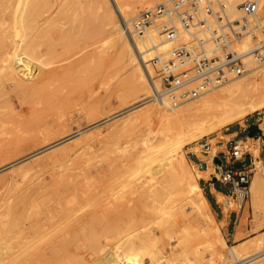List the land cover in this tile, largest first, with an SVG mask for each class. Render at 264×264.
Masks as SVG:
<instances>
[{
  "label": "rangeland",
  "instance_id": "374dc122",
  "mask_svg": "<svg viewBox=\"0 0 264 264\" xmlns=\"http://www.w3.org/2000/svg\"><path fill=\"white\" fill-rule=\"evenodd\" d=\"M19 1L0 0V25H2V28L0 27V45L5 42L6 32L13 33L12 35L16 38L15 43H18L21 39H24V41L35 39L37 48L35 52L40 49L37 52L39 57H36L37 53L34 52L33 54L40 62L42 60V64H39L41 66L39 71L36 70V67H31L25 77L19 75L21 82L18 81L19 77L17 76V79L14 73V71L16 73L19 72V70L16 71L17 68L15 69L14 66L9 68L6 63L0 64V70H2L0 71V76L2 81H4L3 85L7 89V92L0 96V116L2 117L0 120V150L5 148V151L1 153L0 163L2 160L4 161H2L1 165L9 163L6 164L7 167L3 164L1 168L0 165V178L5 180L10 174L15 172L20 174L19 172L21 171L19 183L17 186L13 184L12 189L7 190L3 184L1 185L2 182L0 183V195L7 193L10 196H15L18 192L26 191V189H38L45 192L48 198L53 197L56 203L68 204L70 202L69 205L73 204L70 206L77 209L76 217H79V213H81V217L84 212L86 214H83L82 217L84 215L87 216L89 214L87 209L90 210V213L93 210L94 213L100 212V210L101 212L97 214L98 218L96 217L97 215L95 216V219H98L97 221H94L93 218L89 219L95 222V224H91L94 227L88 226L91 223L88 224L89 220L85 223L88 224L87 226L84 224L86 228L88 227L87 229L91 230L92 228L91 234L88 232V235H85V228L84 231L80 232V235H74L73 239H71L70 250L68 249L69 252L68 250L65 252L63 248L64 252L58 249V252L55 250L52 254L49 251L45 252L46 254L42 252V254L39 250L36 252L37 248H35L34 244H29L26 240L23 242L22 238L21 241L20 238H14V240H10V243L15 245L11 251L0 246V264H30V262L31 264H97L100 257L106 255L107 252L108 255L115 254V256H119V253L122 252L120 251L121 249L116 251L119 249L118 245H115L116 241L111 237H107V234L105 235L109 231L111 233L113 222L109 221L107 223V220L111 219V214L107 218L108 214H105L103 210L106 208L105 212L110 213L111 210L109 208L113 209V207L109 206L112 203L118 204L115 197L111 199L112 193L119 188H121V191L126 190V192H123L124 205L126 204L125 207L130 211L133 205L136 204L135 200L136 198L138 200L143 188L150 184L153 187L157 184L159 185L158 179L161 175H157L158 179H152L151 171L149 173L147 168L138 164L135 159L145 153L141 150L146 147L150 138L151 142H155L158 139L153 134L156 122L149 116L147 107L142 103L143 101H137L134 88L129 83L124 59L120 51V40L117 39L114 33L109 31L102 32L101 30L102 18L109 11L107 5L100 10L99 15L94 9L87 10L88 14L87 11L83 12L80 8L78 9L81 4L84 7L87 5V0H80V2L74 1L73 5L71 4L70 16L65 15L64 17L63 14H59L62 19L57 16L58 13L56 11L53 21H51L52 19L46 21L43 16L40 18L30 16L26 22L27 27L29 26L30 28H27L29 30H26L27 34L25 35L17 34L13 30L15 27L11 16L12 9ZM57 5L56 3L53 9L57 8ZM114 8L119 13L115 3ZM140 9L133 15L135 16L142 10ZM4 14L6 15L5 18ZM71 15H74L73 18L77 19H73ZM100 16H102L101 19ZM6 17H11L10 22L7 21ZM121 17L123 16L120 14V19L125 24V20ZM35 19L38 21L36 22ZM65 20H68L69 23L65 22ZM30 21H33V23L29 24ZM62 22H65L66 25L62 24ZM49 23H52V25ZM42 25H45V27ZM46 26H49L50 30L46 29ZM31 28L34 32L30 30ZM44 28L46 31H44ZM37 33L42 34V36L39 38ZM31 60L32 62L34 61L33 59ZM7 72L8 76L12 75V78L7 77L9 80L4 78L7 76ZM3 75L4 77H2ZM22 78L24 79L22 80ZM2 81L0 82L1 84ZM152 101L155 102V100H151L148 101L150 102L148 104H151ZM263 113L264 109L259 110L237 122L255 121ZM2 122L4 123L3 125ZM226 128H222L212 136H219L221 140H228L230 137L225 136L223 133ZM69 132H72L70 133L71 135H68ZM247 132H242V135ZM144 140L146 141L144 142ZM207 140H210V137L202 138L198 141V145L202 153L210 155V151L218 139H215V141L210 140L205 147H202L200 141L206 142ZM246 141L247 138L241 143L237 142L244 153L253 152V147L260 144L259 142L256 144L254 139L251 142ZM5 143L8 144L7 147ZM194 146L195 143L186 146L185 153L187 157L188 148H194ZM221 149V147L217 146L216 152L226 164L225 151L228 152L229 149L226 147H224L225 151ZM162 157L161 152L152 156L149 162L150 166L160 162ZM204 158L207 162L210 161L207 157L204 156ZM18 161L21 165L17 164ZM188 162L193 171H195V167L189 157ZM245 162H248V160ZM10 164L15 166L13 165L12 167ZM28 164L32 166L30 167ZM213 164L215 167L216 162L214 159ZM242 164V162H234L231 166L235 167ZM260 164H262V167ZM26 165L30 169L25 167ZM18 166L21 168H18ZM263 166V160L261 163L255 164L248 184L236 187L232 184L226 185L227 188L231 189L230 197L233 201L230 209H225V204L222 202L227 213L233 211V221L229 229L226 225V217L224 220H219L223 218L221 216L218 217L212 204V213L215 216L214 221L209 216L202 217L198 215L188 202L182 201V205L184 204L182 211L184 209L183 212L187 215L185 216L184 213L181 214L179 212V216L175 215V217L177 216L176 218L186 225L184 232L187 236L184 234L185 237L178 241H172L173 239L170 242L165 241L164 249L157 251L153 259H151V253L144 251L142 253L144 256L142 258L144 260L143 263L264 264V241L262 244L263 248L261 247L262 250L257 251L259 243L257 240L264 237V192H262L264 187H261L262 193L260 188L257 192H254L252 187L254 175L256 173H264ZM27 169L29 170L27 171ZM219 171L216 165L213 170V176L211 175L210 179L214 180L216 174L220 176ZM197 179L201 185V178L197 177ZM132 183L137 186V192L133 191L132 187L134 185ZM1 186L8 192L4 191ZM17 188H19V191ZM202 191L206 195L204 188ZM10 192L13 194H10ZM95 206L98 207L96 208ZM99 206H103L104 209ZM107 207L109 208L107 209ZM80 208L81 210L85 208V210H82L84 212ZM95 209L97 210L95 211ZM169 211L174 213L175 207L170 208ZM170 212L165 213L163 216L169 218L171 216ZM161 213L163 214V211H160L159 214ZM130 216L128 215L127 218H130ZM123 217L127 219L124 215ZM135 217H142L139 210H137ZM166 217L155 219V223L152 221L154 219L149 220V227L153 234L160 237L163 236L160 229L162 228V222L164 223L168 219ZM99 219H101L102 223ZM162 219L166 220L163 221ZM158 222V227L160 228L157 227ZM212 226H216L215 231ZM199 229H201L202 234L198 235L197 231ZM72 240L74 241L72 242ZM233 246L239 248L250 247L246 249L245 255L239 261L232 256L231 248ZM2 249L4 250L3 252ZM49 254L51 255L47 256ZM124 258L127 259V257ZM202 259L204 261L207 260V262L202 261ZM133 260H130L129 264H134L132 263L135 262Z\"/></svg>",
  "mask_w": 264,
  "mask_h": 264
},
{
  "label": "bare ground",
  "instance_id": "6f19581e",
  "mask_svg": "<svg viewBox=\"0 0 264 264\" xmlns=\"http://www.w3.org/2000/svg\"><path fill=\"white\" fill-rule=\"evenodd\" d=\"M74 1L80 2V0H20L19 2H17L16 6L13 7L14 9H12L13 12L11 16H12V20H13L14 27H15V29L13 30L17 34L19 33V34L26 35L27 34L26 30H29L27 28H30L29 26L27 27L26 22L30 16H34V18L35 16L37 18H40L41 16H43L44 20L46 21L50 19H52L51 21H53L55 11L56 13H58L57 16H59V14H63L64 17L65 15L70 16L71 14L70 6L73 5L72 3ZM163 1H167V0H163ZM231 1L233 5L232 11L237 14L238 11L236 10L235 5H237L239 2H242L244 0H231ZM258 1L260 4V8L254 19L255 24L257 25L255 31L253 32L254 34L252 33L250 35L245 36L241 40L238 46L244 47V48H250V47L261 44L263 46L262 49L264 51V0H258ZM86 2H87V5L85 7L82 6L81 4L78 6V9L80 8L83 12L94 9L95 11H97L96 13H98L99 15L100 10L104 6L107 5L109 7L108 8L109 11H107L105 16L103 18L102 16H100V19L102 18V21H101L102 29L101 30L102 32L109 31V32L114 33L117 39L120 40L121 42L120 51L124 59V66L127 72L129 83L132 84L134 88L137 101L138 102L143 101L142 103L147 107L149 116H151V118L156 122V128L153 134L156 137H158V139L156 138L157 140L155 139L156 140L155 142L154 141L151 142V138H150V140H148L146 147H144V149L141 150L142 152H145V153H142L140 156H137L135 159L138 164L146 167L149 173L151 171L152 179L154 178L158 179L159 177H157V175L158 176L161 175V177L158 179L159 185L157 184V180H156L155 182L157 185L155 187H153L149 183L151 185L150 186L148 184L150 187L146 186V188H143L141 190V194L138 200L136 198L137 202L135 200L136 204L133 205L130 211L129 209L125 207L126 204L124 205L123 192L124 191L126 192V190L121 191V188H119L120 191L119 189H116L115 192L112 193L111 199L115 197L116 202H118V204L115 202L117 204L115 205L114 203L111 202L112 205H110L109 207L112 206L113 209H110L109 207H107V209L109 208V210H111L110 213L105 212L106 208L104 209L103 206H99L104 209L103 211L105 214H108L107 218H109L108 216L109 214H111L110 216L111 219L109 218L110 220L108 219L107 223H109V221H111V223L113 222V225L110 223L112 226L109 225L112 228L111 233H109L110 232L109 231L108 233H105V235L107 234L108 235L107 237H111L112 239H114L116 241L115 245L117 244L118 245L117 247L119 248L116 251H119L121 249L120 251L122 252L119 253V256H115V254L108 255V252H107L106 255L104 256L102 255L103 257H100L98 262L97 261L96 262L97 264H129L130 260L132 261L134 259L133 261L135 262H132V263L144 264L143 263L144 260L142 259L144 257L142 254L144 251H148L149 253H151L152 255L151 259H153L157 251L164 249V244L166 245L165 241L170 242L172 239H173L172 241H178L179 239H182L185 237L184 228L186 225L183 224L184 222L183 223L180 222L179 219L176 218L177 216L175 217V215H178L179 212L181 214L184 213L183 212L184 209L182 211V208H184L183 207L184 204L182 205V201L183 202L186 201V203L188 202L191 208L194 209L198 215L202 217L209 216L211 217V219H213V221L215 220V216L212 213L211 202L208 199V197L203 193L202 191L203 189L197 177L210 178L211 175L213 174V170L218 164L216 161L217 157L212 156V155H216V146H214L213 149H211L212 155L207 157L208 159H210L209 161L210 168L208 171H205V172H202L198 168V166L192 162V165L195 167V171H193L192 167L189 165L188 157L185 153V148L187 145L198 142L202 138L212 137V135L215 132L221 130L222 128H225L239 120H242L243 118H245L246 116L250 114H253L259 110L264 109V60H259L257 57L250 54V56L248 57L249 71L247 73L239 77H235V78L228 80L222 85L217 86L207 91L206 93H204L198 98L183 101L180 103H172L168 100H165L164 102L160 100H155V102L152 101L151 104H148L150 103L148 101L154 100V99L149 98V96L152 93V84H153L151 74H154V63L152 59L154 55L156 54V51H160V52L165 51L166 49L170 47V45L167 42L163 41L162 37L160 36V33H159L160 29L158 26L152 27L151 30H149V32L145 35H142V36L133 35L132 36L127 30L126 25L128 24L131 25L130 21L134 17L133 14L136 13L140 8L142 9L146 6L155 5L159 2H162V0H113V1L112 0H87ZM56 3L58 4L57 8L53 9ZM114 3L117 4L119 13H118V10L114 8ZM74 11L77 12L78 10H74ZM87 13L89 14L88 11ZM120 14L121 16H123L121 18L125 20V24L120 19ZM5 16L6 15L4 14V18ZM71 16L73 18L74 15H71ZM60 17L61 16H59V18ZM10 18L11 17L7 18L8 19L7 21H9ZM73 19H77V18L74 17ZM68 20L67 21L65 20V22H68ZM31 22L33 23V21H30L29 24H31ZM65 22L64 23L62 22V24H65ZM50 25H52V23ZM1 26L2 25H0V27ZM42 26L45 27V25H42ZM46 27H47L46 29L50 30L48 28L49 26H46ZM4 28L3 30H5ZM46 29L44 28V31H46ZM30 30L33 31L32 28ZM10 31H11V28H10ZM12 34L13 33L6 32L5 42L3 45L2 44L0 45L2 46L0 48L1 49L0 50V64L6 63L9 66V68H11L12 66H14L15 69L17 68L16 71L19 70V72H17L18 75L15 71L14 73L16 77L17 76L19 77L18 81L21 82L20 81L21 77H25L26 76L25 74L28 73L31 67H36L37 71L40 70L41 66H39V64L40 65L42 64L41 63L42 60L40 62V60L36 59V57L39 55L37 52L40 51V49L38 51L36 50L35 52V49H37L35 45L36 44L35 39L34 40L32 39L33 41L31 39L25 40V41L24 39H21L18 43H15L16 38H14V35ZM37 36H39L40 38L42 34L40 35L39 33H37ZM34 38H35V35H34ZM33 42H34V45H33ZM34 52L37 53L36 57H35V54H33ZM31 59L34 60L33 61L34 64ZM9 68L7 69L9 70ZM8 72H7V76L4 77L3 75L2 77H4L5 79L7 77L10 78L12 75L8 76ZM23 79L24 78H22V80ZM0 80L2 81L1 76H0ZM3 82L4 81H2V84L0 83V96H3L7 92L6 91L7 89L3 85ZM1 118L2 117L0 116V120ZM3 124L4 123L2 122V125ZM70 133L72 132H69L68 135H71ZM253 137L255 136L247 137L246 142H251L253 140ZM145 141L146 140H144V142ZM212 141H215V140H212ZM243 141L244 140H241L240 143ZM7 145L8 144H6V147ZM259 149L260 147L258 144L253 147V152L256 154V156L259 155ZM4 151H5V148L4 150H0V157H1V153H3ZM160 152L163 155V157L160 159V162H158L155 165L150 166L149 162L151 161L152 156ZM2 157L4 159L3 154H2ZM213 159L216 162L215 167L213 164ZM256 163H261V161L257 159L255 161V164ZM6 164H4L5 167H7ZM14 164L12 165L10 164V165L13 167ZM17 164H20L19 161ZM2 165H1V168H2ZM28 165L30 167L32 166L30 164ZM28 165H26L25 167H28ZM260 166L262 167V164H260ZM19 167L20 166H18V168ZM29 169H27V171ZM19 173L20 174L15 172L14 174H10L7 177L5 176L6 177L5 180H3V178H0V183L2 182L1 185L3 184V186H5L7 190H9L12 186H14L13 184L17 186L19 183V175H21V171ZM216 176L218 175L216 174ZM133 185L134 186L132 187V189H134L133 191L135 192L136 190H138V188L137 186H135V184ZM252 187L254 188V192L255 191L257 192L259 188L261 192V187H264V173H256L254 175V178L252 181ZM5 188H4V191L8 192ZM18 189L19 188H17V190ZM10 194H13V193L10 192ZM218 197L220 201H224L225 199V196L220 193ZM57 203L55 202L53 197L48 198L45 192L40 191L38 189H29V190L26 189V191L23 190V191L18 192L15 196H10L7 193L0 195V244H1L0 246L3 249L11 251L15 245H12L10 243L11 242L10 240H14V238H20V241H21V238H22L23 242L24 240H26L27 243L34 244L35 248H37L36 252L37 250H39V252L41 253L42 252L45 253L49 251L52 254V252L55 250H57L58 252V249L59 251L64 250L65 252L68 249L70 250L69 247H70L71 239H73L74 235L76 234L80 235V232L84 231V229L90 222L91 223L88 226L92 227L93 225L91 224H95V222H93V220L90 221L89 219L93 218L95 221L96 220L95 216L98 213H100L101 210L100 212L97 211V213L96 212L94 213L93 212L94 210L93 211L91 210L92 213H90L89 212L90 210L87 209L88 210L87 213L89 214L87 216L84 215V217H82L83 214H86L84 211H82V210H85V208H83L82 210L80 208V210L84 213L82 214L81 217H80L81 213H79V217H80L79 218L75 216V213H77V209L71 207L73 204H70L71 205L70 206L69 205L70 202H68V204L58 203L60 205H58ZM232 203L233 201L232 199H230V206H232ZM230 206L228 205L227 207L230 208ZM85 207H86V204H85ZM95 207L97 208L98 206H95ZM173 207H175V212L171 213L169 210L170 208L172 209ZM168 208L169 210H167ZM98 209H101V208H98ZM96 210L97 209H95V211ZM109 210L107 211L109 212ZM137 210L141 212V215H142L141 218L135 217ZM160 211H163V214L161 213L162 215L159 214ZM169 212L171 214L169 218L166 216H163L165 213H169ZM123 215L126 218L128 215H131L132 217L130 216V218L125 219ZM186 215L187 214H185V216ZM96 217L98 218V215ZM164 217L168 219L167 220L164 219L166 220L164 223L162 222L163 219L161 220L162 231L160 229V232L163 236L160 237L152 233L151 228L149 227L150 226L149 220L154 219L152 221H154L155 223V219L158 220V218H164ZM88 220H89L88 224H85L87 223ZM99 220L101 221V219ZM100 221L98 222L100 223ZM84 224L86 226H84ZM158 225H159V222L157 224V227ZM87 228L85 229V235L88 232L89 234L92 233V228L91 230ZM212 229L215 231L216 226H212ZM197 232H198V235L202 234L201 229H199ZM73 241L74 240H72V242ZM161 241L163 242L160 243ZM257 241H259L257 245V251H260L262 250L261 247L264 241V237L260 238ZM21 245L23 244L21 243ZM249 247L244 246V247L239 248V247L233 246L231 248L233 258L235 260L240 261L241 257L245 255L246 249H248ZM3 249H2V252L4 251ZM51 254L47 256H50ZM120 257H123V258H120ZM124 257H127V259ZM202 261L204 260L202 259ZM204 262H207V260Z\"/></svg>",
  "mask_w": 264,
  "mask_h": 264
},
{
  "label": "built area",
  "instance_id": "2783aa9c",
  "mask_svg": "<svg viewBox=\"0 0 264 264\" xmlns=\"http://www.w3.org/2000/svg\"><path fill=\"white\" fill-rule=\"evenodd\" d=\"M231 0H167L139 11L126 25L129 33L145 35L158 26L160 36L170 47L156 51L149 98L180 103L200 97L207 91L249 71L250 54L264 60L263 46L239 47L241 40L256 29L258 0H244L232 11ZM254 34V33H253ZM233 160L245 153L235 144L229 152ZM255 166V163H253ZM217 178L233 186L251 180V167L223 169L217 164Z\"/></svg>",
  "mask_w": 264,
  "mask_h": 264
},
{
  "label": "crops",
  "instance_id": "0c3cea01",
  "mask_svg": "<svg viewBox=\"0 0 264 264\" xmlns=\"http://www.w3.org/2000/svg\"><path fill=\"white\" fill-rule=\"evenodd\" d=\"M264 113L259 116V119H256L255 121H251V122H244V123H241V122H235L229 126H227V128L223 131V133L225 134V136L227 137H230L228 140H221L219 139V136H212L210 137V140H215V139H218L216 144H214V146H219L221 147L222 151H225L224 150V147L228 148V152H230V150L233 148V146L235 144H237V142L239 143L241 140H246L247 137H250L249 136V127L252 123H257L259 124V127L262 128V132L261 133H258L256 137H253L254 141L256 142V144L259 142L260 144V149H259V155L256 156V154L254 152H248V153H245V156L242 160H231L230 158V155L228 154L227 151L226 154H225V162L226 164H224V160L222 159V157L219 155V157L223 160V164H222V168L223 169H226V168H237V167H251V168H254V165L253 163H255V161L258 159L262 162H264ZM244 131H248L247 133H245L244 135H242V132ZM245 137V138H244ZM244 138V139H243ZM210 140H207L206 142H201L200 141V144L202 145V147H205V145H207L209 143ZM261 140V142H260ZM198 149H197V148ZM211 147H212V144H211ZM213 149V148H212ZM188 157L190 158V160L195 163L198 168L202 171V172H205V171H208L209 168H210V164L209 162L206 161V159L204 158L205 157H208V156H211L212 155V150H211V154L210 155H205L204 153L201 152V148L200 146L198 145V142H195V146L194 148L193 147H189L188 148ZM213 157L215 156H218L217 155V152H216V155H212ZM246 160H248V162H245ZM234 162H242L243 164L242 165H239V166H231ZM207 167V168H206ZM213 176V174H212ZM211 176V177H212ZM210 177V178H211ZM201 180V187L204 188V191L208 197V199L210 200L211 204L213 205L215 211H216V214L219 216H221V218L223 219H219V220H224L225 217L227 219V227L229 229L232 221H233V211H230L229 213H227L225 211V209H230L231 206H230V199H232L230 197V191L231 189L230 188H227L226 187V183H223L221 182L219 179H217L216 181L214 180H211L210 178H205V177H200ZM202 188V189H203ZM220 194H223L225 196V199L224 201H220L219 200V197L218 195ZM230 198V199H229ZM225 204V209H224V205L223 203ZM229 205V207L227 206Z\"/></svg>",
  "mask_w": 264,
  "mask_h": 264
},
{
  "label": "water",
  "instance_id": "95a60500",
  "mask_svg": "<svg viewBox=\"0 0 264 264\" xmlns=\"http://www.w3.org/2000/svg\"><path fill=\"white\" fill-rule=\"evenodd\" d=\"M262 132V129L259 127V124L257 123H252L249 127V135L250 136H257L258 133H261ZM217 163L219 165H222L223 164V160L218 156L217 159H216ZM218 178L217 177H214V181H216Z\"/></svg>",
  "mask_w": 264,
  "mask_h": 264
}]
</instances>
